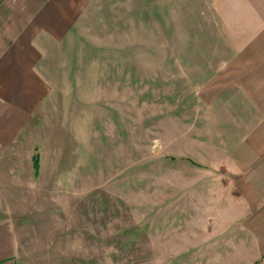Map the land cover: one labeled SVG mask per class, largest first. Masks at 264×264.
<instances>
[{
    "label": "rangeland",
    "instance_id": "1",
    "mask_svg": "<svg viewBox=\"0 0 264 264\" xmlns=\"http://www.w3.org/2000/svg\"><path fill=\"white\" fill-rule=\"evenodd\" d=\"M219 1L76 0L64 33L37 41L41 100L1 139L16 264L252 259L217 218L233 143L258 117L240 105Z\"/></svg>",
    "mask_w": 264,
    "mask_h": 264
},
{
    "label": "crops",
    "instance_id": "2",
    "mask_svg": "<svg viewBox=\"0 0 264 264\" xmlns=\"http://www.w3.org/2000/svg\"><path fill=\"white\" fill-rule=\"evenodd\" d=\"M75 1L0 0V152L1 139L13 138L41 100L43 51L37 41L64 33L79 9ZM216 11L231 48L232 81L242 91L240 105L258 113L255 125L233 143L232 161L224 168L232 189L217 205V218L254 251L247 264H264V0H220ZM8 228L1 223L0 264H16Z\"/></svg>",
    "mask_w": 264,
    "mask_h": 264
},
{
    "label": "trees",
    "instance_id": "3",
    "mask_svg": "<svg viewBox=\"0 0 264 264\" xmlns=\"http://www.w3.org/2000/svg\"><path fill=\"white\" fill-rule=\"evenodd\" d=\"M33 164H34V168H35V170H37V166H38V159H37V157H36V156H34V158H33Z\"/></svg>",
    "mask_w": 264,
    "mask_h": 264
}]
</instances>
